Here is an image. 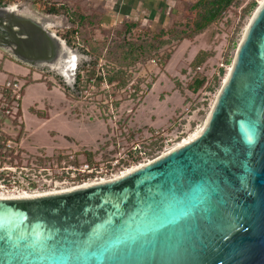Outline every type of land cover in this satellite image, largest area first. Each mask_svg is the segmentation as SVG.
Returning <instances> with one entry per match:
<instances>
[{"label": "water", "instance_id": "1", "mask_svg": "<svg viewBox=\"0 0 264 264\" xmlns=\"http://www.w3.org/2000/svg\"><path fill=\"white\" fill-rule=\"evenodd\" d=\"M60 18L1 5L0 49L73 87L86 57ZM0 264H264V2L195 137L108 181L0 197Z\"/></svg>", "mask_w": 264, "mask_h": 264}, {"label": "rangeland", "instance_id": "2", "mask_svg": "<svg viewBox=\"0 0 264 264\" xmlns=\"http://www.w3.org/2000/svg\"><path fill=\"white\" fill-rule=\"evenodd\" d=\"M0 1L35 15L60 16L65 27L53 30L86 57L78 63L72 87L49 67H29L0 49V89L19 80L23 87L22 122L8 121L6 132L35 158L43 154L55 159L61 153H71L94 164L120 161L122 166H129L140 160L133 147L140 145L147 158L156 157L167 146L200 130L230 71L245 29L263 0H238L216 23L183 40L181 31H191L194 17L189 0L181 11L172 14L174 21L163 27L136 20L105 27L98 24V16L75 8L72 10L86 14L79 28L67 14L50 12L54 7L50 0ZM253 1L257 5L250 8ZM128 23H135L130 33L125 31ZM161 30L165 31L163 36L155 37ZM125 41L137 43L141 49L128 55ZM7 61L26 69V75L8 72ZM117 67L121 71L120 88L101 85L100 74L112 73ZM220 69L223 73L219 76ZM81 71L85 77L79 83ZM196 79H205V84L194 90ZM34 80L45 82L52 92L47 95L41 88L27 87Z\"/></svg>", "mask_w": 264, "mask_h": 264}, {"label": "built area", "instance_id": "3", "mask_svg": "<svg viewBox=\"0 0 264 264\" xmlns=\"http://www.w3.org/2000/svg\"><path fill=\"white\" fill-rule=\"evenodd\" d=\"M220 74L221 69L218 75ZM119 76L121 71L117 67L112 73L100 74V84L119 89ZM84 77L85 71H81L78 82H83ZM19 82L20 80L8 82L7 87L0 89V197L63 191L108 181L153 160L189 138H183L180 142L167 146L160 155L152 158H147V152L142 151L140 145L135 146L132 151L138 154L140 160L129 166H122L120 161H114L115 163L109 165L94 164L71 153H61L55 159L43 154L35 158L25 151L21 141L10 137L6 132L8 121L13 124L22 122L23 87ZM133 92H136V89Z\"/></svg>", "mask_w": 264, "mask_h": 264}, {"label": "crops", "instance_id": "4", "mask_svg": "<svg viewBox=\"0 0 264 264\" xmlns=\"http://www.w3.org/2000/svg\"><path fill=\"white\" fill-rule=\"evenodd\" d=\"M54 6L65 5L70 9L80 8L84 13L96 15L99 18L96 20L98 24H103L105 27L111 26L118 21L136 20L139 22L148 23L153 27H163L168 22H173L172 14L181 11L182 6H185V0H50ZM194 0H189V4ZM85 14V15H86ZM6 69L13 74L26 75L27 70L21 68L12 61H7ZM12 70V71H11ZM24 70L23 73H18ZM7 74L4 75V77ZM34 82V83H32ZM27 87H36L45 90L49 95L52 90L43 81L34 80ZM56 90V89H54ZM24 120V116H23ZM25 128V121H24ZM26 128L23 136L24 143Z\"/></svg>", "mask_w": 264, "mask_h": 264}, {"label": "trees", "instance_id": "5", "mask_svg": "<svg viewBox=\"0 0 264 264\" xmlns=\"http://www.w3.org/2000/svg\"><path fill=\"white\" fill-rule=\"evenodd\" d=\"M238 0H195L190 9L194 12V17L192 19V29L189 33L186 31L182 32V40L185 38L192 37L195 34L201 33L206 30L209 26L216 23L220 20L223 15L227 12V10ZM2 5V1H0V6ZM257 2L253 1L250 5V8L256 7ZM50 12L54 13H65L70 18L76 22V27L79 28L81 24L85 21L86 17L79 11L72 10L65 5H59L58 7H51L49 9ZM135 23H128L125 25L126 32H129L133 29ZM165 33L164 30H161L158 35L155 37L159 38L163 36ZM125 46L127 47V54L128 55H135L137 51L141 49V46L137 43H130L125 41ZM149 46V45H148ZM223 73V70H221ZM195 88L194 90L199 89L201 86L205 84V79H196L194 81Z\"/></svg>", "mask_w": 264, "mask_h": 264}, {"label": "bare ground", "instance_id": "6", "mask_svg": "<svg viewBox=\"0 0 264 264\" xmlns=\"http://www.w3.org/2000/svg\"><path fill=\"white\" fill-rule=\"evenodd\" d=\"M263 2H264V0H263L261 3H263ZM230 68H231V67H230ZM204 123H205V122H204ZM204 123H203V125H204ZM203 125H202V127H203ZM202 127L200 128V130L202 129ZM200 130L197 131L195 134L190 135L189 138L186 139L185 141H188L189 139H192L193 137H195V136L200 132ZM134 168H136V167H134Z\"/></svg>", "mask_w": 264, "mask_h": 264}]
</instances>
